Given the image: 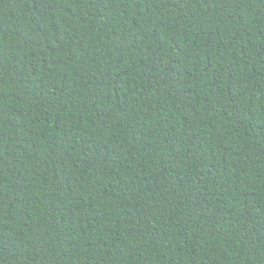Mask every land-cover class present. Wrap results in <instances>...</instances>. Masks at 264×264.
<instances>
[{"label": "trees", "instance_id": "16d2710c", "mask_svg": "<svg viewBox=\"0 0 264 264\" xmlns=\"http://www.w3.org/2000/svg\"><path fill=\"white\" fill-rule=\"evenodd\" d=\"M0 264H264V0H0Z\"/></svg>", "mask_w": 264, "mask_h": 264}]
</instances>
